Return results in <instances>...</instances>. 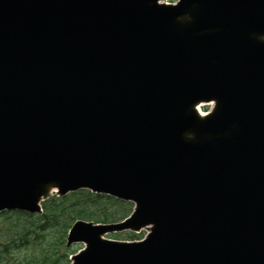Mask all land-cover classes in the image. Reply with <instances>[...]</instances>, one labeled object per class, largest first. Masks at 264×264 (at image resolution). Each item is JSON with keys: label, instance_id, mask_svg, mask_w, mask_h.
<instances>
[{"label": "water", "instance_id": "95a60500", "mask_svg": "<svg viewBox=\"0 0 264 264\" xmlns=\"http://www.w3.org/2000/svg\"><path fill=\"white\" fill-rule=\"evenodd\" d=\"M160 1L0 0V211L85 188L134 209L70 264H264V0Z\"/></svg>", "mask_w": 264, "mask_h": 264}, {"label": "trees", "instance_id": "16d2710c", "mask_svg": "<svg viewBox=\"0 0 264 264\" xmlns=\"http://www.w3.org/2000/svg\"><path fill=\"white\" fill-rule=\"evenodd\" d=\"M104 201H106V203H104ZM132 208L133 205L130 202L120 201L107 195L94 194L89 190L82 189L62 197L53 196L51 199L44 201L42 203V213L36 215L38 219L42 221L39 226L40 230L46 227L58 226L62 234L61 237H64L68 228L75 220H92L99 223L116 222L128 216ZM7 213H10V211L1 212L0 215ZM12 213L19 215L24 214L18 211H13ZM26 215L29 218H33L31 214ZM5 229L13 245L10 249L6 248V244L2 245L3 247L0 251V264H19L13 257L12 250L19 245H23V239L27 235L28 223L7 221ZM130 237L133 238L137 236L133 234ZM66 256L67 254H65V257ZM52 258L53 256L48 257V260ZM26 260L28 263L34 262L32 258H26ZM44 264L63 263L60 258L57 257L54 261H48Z\"/></svg>", "mask_w": 264, "mask_h": 264}, {"label": "rangeland", "instance_id": "374dc122", "mask_svg": "<svg viewBox=\"0 0 264 264\" xmlns=\"http://www.w3.org/2000/svg\"><path fill=\"white\" fill-rule=\"evenodd\" d=\"M211 109L212 106L210 105L201 106V110L203 112L211 111ZM54 195H56V193L51 192L48 194V196L45 197L44 200L45 201L49 200ZM104 203H106V201H104ZM12 212L13 211H10V213L0 215V251L2 250L3 244H6V248L9 249L13 245L10 242L9 240L10 236L8 235L5 229L6 222L7 221H12V222L18 221L20 223L27 222L28 223L27 235L23 239L24 241L23 245L21 246L19 245L18 247L12 250V255L19 264H44L45 262L48 261H54L57 257L60 258L63 264H68V262L70 261L71 253L77 252L78 250L82 249L84 246L83 243H76L70 245L69 247L66 246V235H64V237H61L62 234L58 226L46 227L40 230L39 226L42 221L38 219L37 215H33V218H29L26 215L27 213L25 212H22L24 214L21 215ZM133 234H136L137 236L136 238L139 237L141 239L147 234V229L143 228L138 232H132L128 230L117 231L104 235V238L129 241L131 240L130 236ZM134 240H138V239H134ZM65 254H67L66 257ZM52 256L53 258L48 260V257H52ZM25 257L32 258L34 262L28 263Z\"/></svg>", "mask_w": 264, "mask_h": 264}, {"label": "bare ground", "instance_id": "6f19581e", "mask_svg": "<svg viewBox=\"0 0 264 264\" xmlns=\"http://www.w3.org/2000/svg\"><path fill=\"white\" fill-rule=\"evenodd\" d=\"M206 104L212 106L213 102H200V103L197 105V109L199 110L201 116H203V114H206L205 112H203V111L201 110V106L206 105Z\"/></svg>", "mask_w": 264, "mask_h": 264}]
</instances>
